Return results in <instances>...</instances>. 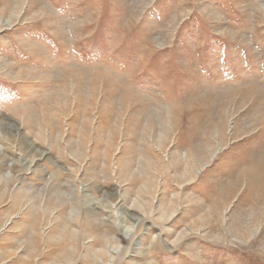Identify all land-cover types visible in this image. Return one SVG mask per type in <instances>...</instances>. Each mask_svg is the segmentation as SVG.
<instances>
[{
	"label": "rangeland",
	"instance_id": "obj_1",
	"mask_svg": "<svg viewBox=\"0 0 264 264\" xmlns=\"http://www.w3.org/2000/svg\"><path fill=\"white\" fill-rule=\"evenodd\" d=\"M6 22L0 264H264V0H0Z\"/></svg>",
	"mask_w": 264,
	"mask_h": 264
},
{
	"label": "bare ground",
	"instance_id": "obj_2",
	"mask_svg": "<svg viewBox=\"0 0 264 264\" xmlns=\"http://www.w3.org/2000/svg\"><path fill=\"white\" fill-rule=\"evenodd\" d=\"M6 26H12V22H6V24H3V25H1L0 26V31H3V30H5L6 29ZM7 67H8V70H12L13 69V65H7ZM6 67V68H7ZM1 122V121H0ZM38 155H43V153H40V154H38ZM8 182V181H7Z\"/></svg>",
	"mask_w": 264,
	"mask_h": 264
}]
</instances>
